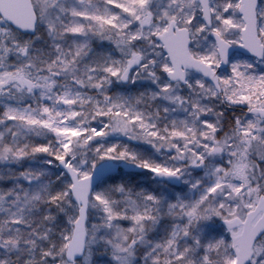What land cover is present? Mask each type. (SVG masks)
Returning <instances> with one entry per match:
<instances>
[{
  "label": "snow or ice",
  "instance_id": "1",
  "mask_svg": "<svg viewBox=\"0 0 264 264\" xmlns=\"http://www.w3.org/2000/svg\"><path fill=\"white\" fill-rule=\"evenodd\" d=\"M0 264H264V0H0Z\"/></svg>",
  "mask_w": 264,
  "mask_h": 264
}]
</instances>
